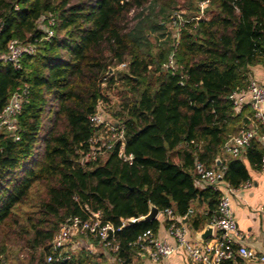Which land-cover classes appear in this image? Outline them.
I'll return each instance as SVG.
<instances>
[{
    "label": "trees",
    "instance_id": "obj_1",
    "mask_svg": "<svg viewBox=\"0 0 264 264\" xmlns=\"http://www.w3.org/2000/svg\"><path fill=\"white\" fill-rule=\"evenodd\" d=\"M203 1L0 0V112L18 88L27 89L20 139L0 131V264H58L47 254L73 215L99 212L117 228L154 204L203 229L221 190L199 186L197 161L225 167L233 186L249 179L245 161L224 160L223 147L254 120L252 106L238 110L232 94L248 87L253 66L264 65V0H208L201 11ZM148 5L159 9L146 13ZM178 14L179 35L167 26ZM50 18L54 34L46 38ZM13 39L36 45L19 67L2 57ZM171 54L176 69L166 67ZM122 62L126 68L118 69ZM101 102L110 119L125 125L131 162L119 155L121 143L82 161L100 130L89 116ZM263 135L259 128L245 150L256 167ZM159 225L137 221L116 231L123 264H143L134 242ZM96 260L82 251L66 264Z\"/></svg>",
    "mask_w": 264,
    "mask_h": 264
},
{
    "label": "built area",
    "instance_id": "obj_2",
    "mask_svg": "<svg viewBox=\"0 0 264 264\" xmlns=\"http://www.w3.org/2000/svg\"><path fill=\"white\" fill-rule=\"evenodd\" d=\"M207 4L208 0L201 2V11ZM182 22L183 19L180 14L172 20L177 35L181 30ZM48 23L46 38H50L54 34V30L51 28L55 24L54 18H50ZM35 51L36 45L34 43H22L13 39L8 43V50L2 57L4 61L11 62L15 67H19L22 57L25 54H33ZM126 66L127 62H122L117 68L123 69ZM166 67L177 68L173 54L169 56ZM103 85H106V79ZM26 94V88H18L0 112V131L7 130L15 140L20 139L17 118L22 110ZM232 100L236 107H240L250 100V104L254 109V121L259 125V128L264 130V85L250 79L245 90L235 91L232 94ZM105 109V104L101 102L96 111L89 116L91 124L100 127V130L90 139V143L93 145L92 149L83 154L82 161L96 159L99 155L112 150L116 144L121 143L119 155L131 162L133 155L125 153L123 147L125 125L110 119L105 114ZM258 130L254 125L241 128L237 134L231 136L224 143V152L234 157L241 156L256 138ZM262 167L264 168V156ZM225 169V167H208L202 161L196 163L199 181L221 190L217 210L210 221V224L214 227L211 238L200 241L192 237L190 226L183 222V219L177 216L173 209L168 208L164 213L168 221V233L174 239V243L159 238L152 229H147L134 242L139 246V252L154 262H159L178 250H183L193 264H223L239 257L247 260L255 259L264 264V253H257L255 250L238 243L242 232L238 227L231 205L233 194L240 186L250 184V182L246 181L239 187L233 186L224 180ZM99 216L100 213L97 212L90 219H84L80 215L68 217L53 236L47 260L58 264H66L76 254L77 241L87 236H92L105 246L117 251L119 245L115 243L116 231L127 223L139 219L136 217L122 219V225L116 228L111 223H103ZM119 260L121 261V259Z\"/></svg>",
    "mask_w": 264,
    "mask_h": 264
},
{
    "label": "crops",
    "instance_id": "obj_3",
    "mask_svg": "<svg viewBox=\"0 0 264 264\" xmlns=\"http://www.w3.org/2000/svg\"><path fill=\"white\" fill-rule=\"evenodd\" d=\"M250 79H254L259 84L264 85L263 64L252 67ZM245 104H250V100L244 103V105ZM241 107L242 106L238 107V110H240ZM250 125H254V127L259 129V125L254 120H252ZM257 139L264 144V135L258 136ZM230 157L233 156L223 152L224 160H228ZM239 157L245 161L249 169L250 177L246 181H249L250 184L240 186L232 196V210L238 227L242 232V236L238 239V243L255 250L257 253H264V168L262 165L261 167L251 165L246 157L245 151ZM198 184L202 188L206 186L205 183L200 181ZM193 209L203 212L206 210V205L198 206V204H194ZM157 219L160 221V225L156 235L161 239H167L174 243V239L168 233V222L165 213L160 211ZM187 225L189 226L188 223ZM191 236L194 237L192 233ZM76 246V254L82 251L89 252L97 257L96 264H123L122 261L119 260L120 258L116 251L105 246L101 241L93 237L87 236L80 238ZM135 258H140L143 264H193L183 250H178L173 255L159 262L150 260L140 252L136 254ZM223 264L262 263L255 259L247 260L239 257L232 261L224 262Z\"/></svg>",
    "mask_w": 264,
    "mask_h": 264
},
{
    "label": "water",
    "instance_id": "obj_4",
    "mask_svg": "<svg viewBox=\"0 0 264 264\" xmlns=\"http://www.w3.org/2000/svg\"><path fill=\"white\" fill-rule=\"evenodd\" d=\"M110 72H112V68H110ZM220 163V160H218V164ZM160 214V209L154 205L151 204L150 205V210L147 214L141 216L137 221H152L157 219L158 215ZM188 218L185 217L183 218V222L187 223L188 222ZM134 221V222H137ZM191 233L194 235V238L200 240V241H206L207 239H209L214 232V227L213 225H211L210 223H207L203 229L201 230H196L192 227H190Z\"/></svg>",
    "mask_w": 264,
    "mask_h": 264
},
{
    "label": "rangeland",
    "instance_id": "obj_5",
    "mask_svg": "<svg viewBox=\"0 0 264 264\" xmlns=\"http://www.w3.org/2000/svg\"><path fill=\"white\" fill-rule=\"evenodd\" d=\"M146 8H147V9H146V13H149V12H152V11L156 13V11H158V9H159V5L155 6V8H154L153 10H150L151 8H150L149 5H148ZM133 14H134V13H133ZM158 19H161V17H159ZM167 26H168L170 29H172L173 31H175V28H174V26H173V24H172V22H171V20H170V17H169V20H167ZM156 35H157V34H153V36H152L153 43L156 42V39H155ZM111 99H112V102H113V103L116 101V96H115L114 94H112V93H111ZM105 110L107 111V109H105Z\"/></svg>",
    "mask_w": 264,
    "mask_h": 264
}]
</instances>
